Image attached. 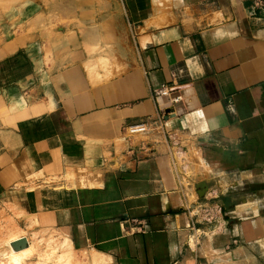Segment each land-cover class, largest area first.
<instances>
[{
	"label": "crops",
	"instance_id": "0c3cea01",
	"mask_svg": "<svg viewBox=\"0 0 264 264\" xmlns=\"http://www.w3.org/2000/svg\"><path fill=\"white\" fill-rule=\"evenodd\" d=\"M98 2L124 71L0 63V198L110 264H264V0Z\"/></svg>",
	"mask_w": 264,
	"mask_h": 264
},
{
	"label": "rangeland",
	"instance_id": "374dc122",
	"mask_svg": "<svg viewBox=\"0 0 264 264\" xmlns=\"http://www.w3.org/2000/svg\"><path fill=\"white\" fill-rule=\"evenodd\" d=\"M106 9L98 0H0V63L17 53L34 71L48 73L85 57L90 76L124 71L117 64L125 54L112 50L105 33L108 24L99 21ZM81 176L68 172L65 178ZM65 239L37 216L0 198V264H110L93 252L71 248L65 253Z\"/></svg>",
	"mask_w": 264,
	"mask_h": 264
},
{
	"label": "built area",
	"instance_id": "2783aa9c",
	"mask_svg": "<svg viewBox=\"0 0 264 264\" xmlns=\"http://www.w3.org/2000/svg\"><path fill=\"white\" fill-rule=\"evenodd\" d=\"M251 1L253 5L256 7L261 5V0H251ZM157 93L160 95L166 94L164 88L159 90ZM122 131L125 135V138H129L131 136H142V135H146L151 132H157L161 135L162 133L165 132L162 127V117L161 116L155 120H147L144 122H140L138 124L127 126L123 128ZM166 139H169V137H167ZM198 214H199L201 222L205 224H214L222 216V210H221V207L217 203L211 202V203H207L203 205L202 207H200L198 210ZM194 239L197 240L198 237L196 236V238Z\"/></svg>",
	"mask_w": 264,
	"mask_h": 264
},
{
	"label": "bare ground",
	"instance_id": "6f19581e",
	"mask_svg": "<svg viewBox=\"0 0 264 264\" xmlns=\"http://www.w3.org/2000/svg\"><path fill=\"white\" fill-rule=\"evenodd\" d=\"M77 185V184H76ZM64 251H65V253H66V251H71V246H70V244H69V241H68V239L66 238L65 239V241H64ZM100 258H102V256L101 255H98Z\"/></svg>",
	"mask_w": 264,
	"mask_h": 264
},
{
	"label": "water",
	"instance_id": "95a60500",
	"mask_svg": "<svg viewBox=\"0 0 264 264\" xmlns=\"http://www.w3.org/2000/svg\"><path fill=\"white\" fill-rule=\"evenodd\" d=\"M18 245L20 246V243H18ZM19 246H18V247H19Z\"/></svg>",
	"mask_w": 264,
	"mask_h": 264
}]
</instances>
